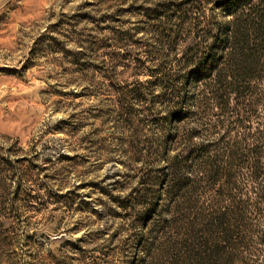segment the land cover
Here are the masks:
<instances>
[{
  "label": "rangeland",
  "instance_id": "obj_1",
  "mask_svg": "<svg viewBox=\"0 0 264 264\" xmlns=\"http://www.w3.org/2000/svg\"><path fill=\"white\" fill-rule=\"evenodd\" d=\"M263 9L0 0V264H264Z\"/></svg>",
  "mask_w": 264,
  "mask_h": 264
},
{
  "label": "trees",
  "instance_id": "obj_2",
  "mask_svg": "<svg viewBox=\"0 0 264 264\" xmlns=\"http://www.w3.org/2000/svg\"><path fill=\"white\" fill-rule=\"evenodd\" d=\"M246 2L248 1V0H245ZM259 18H260V21L259 22H254L253 24L255 25L254 26V30H258V31H260L261 30V28H262V26H264V9H263V11L260 13V15H259ZM261 34H262V32H261ZM260 34V35H261ZM227 40V39H226ZM264 41V40H263Z\"/></svg>",
  "mask_w": 264,
  "mask_h": 264
}]
</instances>
